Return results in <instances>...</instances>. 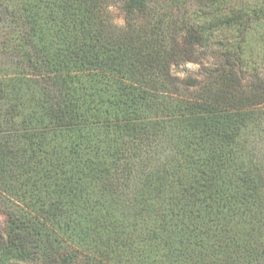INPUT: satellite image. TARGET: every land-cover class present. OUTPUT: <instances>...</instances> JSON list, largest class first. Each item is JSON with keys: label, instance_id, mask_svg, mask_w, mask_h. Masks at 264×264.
<instances>
[{"label": "trees", "instance_id": "obj_1", "mask_svg": "<svg viewBox=\"0 0 264 264\" xmlns=\"http://www.w3.org/2000/svg\"><path fill=\"white\" fill-rule=\"evenodd\" d=\"M232 3L0 0V264H264V0Z\"/></svg>", "mask_w": 264, "mask_h": 264}, {"label": "rangeland", "instance_id": "obj_2", "mask_svg": "<svg viewBox=\"0 0 264 264\" xmlns=\"http://www.w3.org/2000/svg\"><path fill=\"white\" fill-rule=\"evenodd\" d=\"M262 0H232V4H235L236 6H242L244 3L245 5H247L248 7L254 4H257L259 2H261ZM110 10L112 11L113 14V19L114 22L117 23L118 25H122L125 22V17H124V13L123 10L120 6V4H115L112 7H110ZM224 28V27H222ZM218 29L217 27V31H216V38H219L218 40H221L223 43H226L227 41L229 42H240L236 37V33L234 30L232 29ZM264 28V21L258 24H254L252 26H250L249 28V32L247 34L246 39L248 41H250V53L248 55V59L250 61H252L253 64H259V73L262 74V76H264V55L263 53H261V43L256 41V35H253L256 30H263ZM233 33V34H231ZM242 36V35H241ZM236 37V38H234ZM244 38V37H243ZM226 40V41H225ZM221 58V53L218 51L217 48H213L209 51V53L207 54L206 57H204V61L203 63H197V62H189V63H185L182 65H178L175 66L173 68L174 73L184 77L188 74L194 75V76H198L199 78H203V68L205 66H209L212 63H217ZM220 62V61H219ZM4 221H5V214L2 212L0 213V230H3L4 228ZM21 264H25V263H21Z\"/></svg>", "mask_w": 264, "mask_h": 264}]
</instances>
